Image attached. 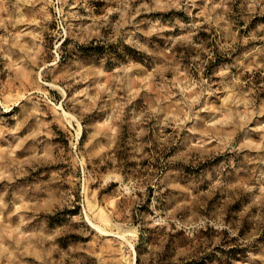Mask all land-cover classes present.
<instances>
[{"label": "rangeland", "instance_id": "1", "mask_svg": "<svg viewBox=\"0 0 264 264\" xmlns=\"http://www.w3.org/2000/svg\"><path fill=\"white\" fill-rule=\"evenodd\" d=\"M198 257L264 264V0H0V264Z\"/></svg>", "mask_w": 264, "mask_h": 264}, {"label": "trees", "instance_id": "2", "mask_svg": "<svg viewBox=\"0 0 264 264\" xmlns=\"http://www.w3.org/2000/svg\"><path fill=\"white\" fill-rule=\"evenodd\" d=\"M62 44L64 45L65 42H63ZM80 48H81V52L83 53V55L85 57L100 56L103 53V52H100L101 46H93V42H90L86 45H83ZM180 235H183V232H180ZM142 239H143V237H142V232H141L139 243H141ZM147 240H148V238H147ZM137 251H139V250H137ZM136 264H139L138 258L136 259ZM183 264H207V262L205 260V257H198V258H191L190 260H186Z\"/></svg>", "mask_w": 264, "mask_h": 264}]
</instances>
